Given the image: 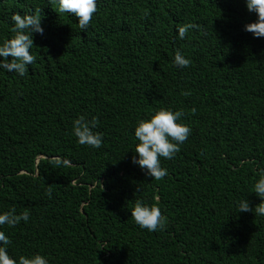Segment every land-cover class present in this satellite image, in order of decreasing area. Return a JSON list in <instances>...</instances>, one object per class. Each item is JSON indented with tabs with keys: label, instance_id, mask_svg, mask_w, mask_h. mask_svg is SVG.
Returning a JSON list of instances; mask_svg holds the SVG:
<instances>
[{
	"label": "trees",
	"instance_id": "trees-1",
	"mask_svg": "<svg viewBox=\"0 0 264 264\" xmlns=\"http://www.w3.org/2000/svg\"><path fill=\"white\" fill-rule=\"evenodd\" d=\"M86 31L54 0H0V43L14 14H40L26 75L0 69V212L10 256L49 264H264V38L245 0H97ZM199 28L178 38V26ZM191 60L174 64L176 51ZM11 59V57H9ZM190 92V95H183ZM160 108L183 110L192 131L168 175L133 163L134 129ZM98 118L100 148L73 121ZM66 163L56 164V158ZM52 195H47L48 190ZM247 199L252 212H237ZM157 204L164 230L136 224V200Z\"/></svg>",
	"mask_w": 264,
	"mask_h": 264
},
{
	"label": "clouds",
	"instance_id": "clouds-1",
	"mask_svg": "<svg viewBox=\"0 0 264 264\" xmlns=\"http://www.w3.org/2000/svg\"><path fill=\"white\" fill-rule=\"evenodd\" d=\"M61 13L74 15L78 20L79 28L86 31L98 11L97 0H54ZM249 12L256 14L255 22L244 25V30L251 32L256 38H264V0H245ZM14 26L11 31L14 36L0 43V69L6 72H15L19 76L27 74L29 65H32L36 57L32 54L34 46L33 35H43L42 15L19 13L13 15ZM199 28L195 23H186L178 26V38L183 40L192 29ZM11 57V59H9ZM174 64L185 68L191 64L183 52L177 50L174 55ZM183 95H190L184 92ZM183 110L171 108L158 109L149 119L139 121L134 129V136L139 141L135 146L133 163L138 165L151 179L162 180L168 175L167 168L162 166L161 158L172 159L180 146L188 139L192 129L188 124L182 123ZM98 118L91 119L80 116L73 121V134L81 145L92 148H100L103 144V133L95 131L98 127ZM56 164L66 163L61 158H56ZM255 194L264 201V171L254 184ZM47 195L51 197L52 190ZM237 212H252L253 208L247 199L235 202ZM257 215L264 216V203L255 208ZM131 216L141 228L155 232L164 230L168 224V218L157 204H149L143 200H136L131 209ZM30 219V212L25 210L16 214L15 210L0 212V226H15L21 221L25 223ZM10 237L5 231L0 230V264H49V259L39 253L31 257L21 256L17 260L10 256L8 245Z\"/></svg>",
	"mask_w": 264,
	"mask_h": 264
}]
</instances>
